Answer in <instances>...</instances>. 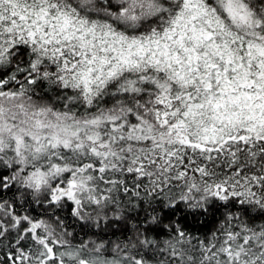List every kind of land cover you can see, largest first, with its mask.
Returning a JSON list of instances; mask_svg holds the SVG:
<instances>
[{"label":"snow or ice","instance_id":"6c2138e0","mask_svg":"<svg viewBox=\"0 0 264 264\" xmlns=\"http://www.w3.org/2000/svg\"><path fill=\"white\" fill-rule=\"evenodd\" d=\"M0 264H264V0H0Z\"/></svg>","mask_w":264,"mask_h":264}]
</instances>
